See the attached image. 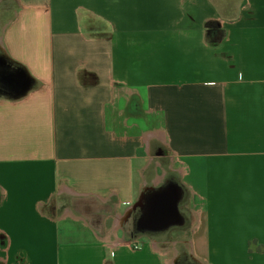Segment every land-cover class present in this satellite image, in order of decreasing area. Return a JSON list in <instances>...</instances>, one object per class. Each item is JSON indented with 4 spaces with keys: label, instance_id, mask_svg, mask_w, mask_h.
<instances>
[{
    "label": "crops",
    "instance_id": "1",
    "mask_svg": "<svg viewBox=\"0 0 264 264\" xmlns=\"http://www.w3.org/2000/svg\"><path fill=\"white\" fill-rule=\"evenodd\" d=\"M219 1L0 0V264H264V0Z\"/></svg>",
    "mask_w": 264,
    "mask_h": 264
},
{
    "label": "rangeland",
    "instance_id": "2",
    "mask_svg": "<svg viewBox=\"0 0 264 264\" xmlns=\"http://www.w3.org/2000/svg\"><path fill=\"white\" fill-rule=\"evenodd\" d=\"M220 9L223 16H231L239 8L240 0H220Z\"/></svg>",
    "mask_w": 264,
    "mask_h": 264
},
{
    "label": "built area",
    "instance_id": "3",
    "mask_svg": "<svg viewBox=\"0 0 264 264\" xmlns=\"http://www.w3.org/2000/svg\"><path fill=\"white\" fill-rule=\"evenodd\" d=\"M145 241L136 239L125 243L132 251H137L143 248Z\"/></svg>",
    "mask_w": 264,
    "mask_h": 264
},
{
    "label": "water",
    "instance_id": "4",
    "mask_svg": "<svg viewBox=\"0 0 264 264\" xmlns=\"http://www.w3.org/2000/svg\"><path fill=\"white\" fill-rule=\"evenodd\" d=\"M170 208H171V209H174V208H175V201L172 202V204L170 205Z\"/></svg>",
    "mask_w": 264,
    "mask_h": 264
}]
</instances>
